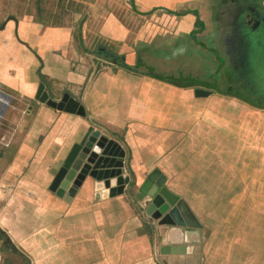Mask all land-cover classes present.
Segmentation results:
<instances>
[{
  "label": "crops",
  "instance_id": "1",
  "mask_svg": "<svg viewBox=\"0 0 264 264\" xmlns=\"http://www.w3.org/2000/svg\"><path fill=\"white\" fill-rule=\"evenodd\" d=\"M239 7L243 17L255 13L264 21V0H0V85L15 91L20 103L12 118L19 121L10 133L17 135L13 148L0 151L1 185L10 188L6 203L0 202V238L24 255L18 243L47 231L67 264H264V209L246 204L249 163L242 140L231 133L242 116L231 121L216 103L228 97L188 78L201 70L171 64L158 71L141 49L157 41L173 46L183 38L207 48L198 38L208 32L207 17L215 14L218 35V22L232 20ZM217 46L222 48L219 41L216 52ZM39 70L55 96L69 93L87 117L37 101ZM231 96L230 102H242ZM91 126L126 150V174L136 186L159 170L164 186L187 202L203 227L152 226L126 193L104 197L90 177L71 201L56 196L54 178ZM8 133H1L4 142ZM213 158L224 169L222 183L233 190L219 189L214 199L227 200L230 207L218 211L236 216L230 220L234 227L224 219L220 229L217 212L202 209L189 194L193 176ZM30 221L36 231L30 225L22 234ZM222 230L229 235L221 236ZM248 231L261 232L259 249L238 247V255L228 243L236 238L234 247L242 245Z\"/></svg>",
  "mask_w": 264,
  "mask_h": 264
},
{
  "label": "rangeland",
  "instance_id": "2",
  "mask_svg": "<svg viewBox=\"0 0 264 264\" xmlns=\"http://www.w3.org/2000/svg\"><path fill=\"white\" fill-rule=\"evenodd\" d=\"M215 19V14L212 18L207 17L206 28L208 32L204 35L198 36L201 42H204V44H206L207 48L200 45L197 40L193 41L191 40V38H183L178 41H173L171 43L175 44L173 46L170 44H164L162 41H157V43H152L150 46L143 47L141 49H143V51H148V54L151 55L150 64H154L155 69H158V71L159 68L166 69L170 67L171 64H173L174 67L177 68L186 66V69H189L191 73H195L196 71L201 70V72L197 75H188V78H192L191 81H194L196 83H201V81L206 82L202 85H208L209 87H211L214 90L213 93H215L219 97L232 98L233 96L231 95H235L236 97H238L239 93L237 91L239 89L241 91V88L239 84L235 82V74L231 71L232 61L230 62V60H234L233 53H231V56L225 57L222 53V48L219 49L217 46L216 49L218 50V52L212 49L217 45L218 41L221 47L223 45V40H230V42L233 41L236 44L234 34L231 30L232 23L230 22L232 20L224 19L218 22L217 25L219 38L217 39V27H215L216 24L215 22H213L215 21ZM208 35H210V37H207ZM214 36L215 38H213ZM195 39L196 38H194V40ZM174 74L175 76L178 75L179 71L176 70ZM171 76L174 75L171 74ZM261 76V82L264 83V70ZM7 86L8 85L4 83L0 85V90L10 98L9 105L6 108V111L0 121V151L2 148H13V142L16 140L17 135H11L10 133H12V130L19 124V121H14V119H12L17 113L16 107L20 106V103L17 100L18 95L15 93V91L10 90V88ZM228 93L231 95H229ZM240 94L243 96L246 95L244 100L240 99L239 97L237 98L242 102H230V99L226 98L227 101L216 99V103L219 105L220 110L224 109L226 113L232 116L231 121L234 116H242V122L236 119L234 120L236 127L231 128V133L232 135L236 136L237 140L238 138L242 140V154H246L249 163L247 172L248 175L251 176V178L249 177V181H247L245 188V190H247L248 192L246 204L247 206H251V203H253L252 206H255L257 202L258 207H263L264 209V108L263 106H257L251 103L252 99L254 98L250 93L247 94L246 92L241 91ZM245 101H248L250 103L248 104L249 107L246 106ZM244 111L245 114L243 115ZM16 122L18 124H16ZM244 123L246 124V127H244ZM238 125H240L242 128L240 132H238ZM250 125L259 126L258 132H256L254 128L250 127ZM6 130L7 132H9L7 134L8 143L4 142L5 140L2 138L1 134ZM12 137L14 140H12L11 144L10 142ZM239 147L240 146L237 143V148ZM256 148H258V150H256ZM9 153L13 152L9 151ZM209 164H211L210 167H208ZM3 171L4 168L1 167L0 176ZM220 171L224 172V169L218 166L217 160H215L214 158L213 160H208L205 164H203L202 172H197L196 175L193 176L192 184L189 183L193 186V189L191 188L192 192H190L189 194H194L192 198L193 203L198 202L199 207H201L202 209H210L211 211L217 212V217H221V223L219 225L220 229H222L225 227L224 219L226 220V224L227 226H229V228L234 227V225H232L233 223H231L230 220L232 218L236 219V216L230 215L227 217L226 213L222 214L221 210L218 211V209L226 208L229 205H227V200H224V198L220 200L214 199V195H219V189H221L220 191H225L224 194L226 193V191H233L222 183L223 177L220 175ZM177 181L179 182V178H177ZM6 189L10 188L9 186L5 187L4 185H1L0 177V202H2L3 205L7 201V197H5ZM249 218L250 217L248 215V218L244 220L249 221ZM28 219H31V217H29ZM41 222L42 220H40V223ZM30 225H33L32 230L31 227H29ZM35 226H37V223L33 222L32 224V221H30V223H27L26 227H22L20 232L24 235L25 233H29L30 230V232H34L37 228ZM247 233L250 234L251 232L248 231ZM221 234V236H223L224 234L229 235V232L222 230ZM260 235L261 232L260 234L258 233L256 235L250 234V237L248 239H244L242 245L238 244L237 247H234L233 245L236 242V238H234L228 243L229 248L236 250L238 252V255L240 252L238 247L250 250H252L253 248H258V246H256L257 242L255 239ZM13 245L14 243H11V241H9L7 237L0 238V264H33V262L35 261L37 264H67V262H65L63 250L58 249L57 246L53 245L52 241L49 240L47 236V231H43L40 233L36 232L34 233L33 237L29 236L28 240H24L18 243V245L24 250L23 253L25 256L21 254L16 245L15 247L17 248V250L16 252H14L11 249ZM238 255L236 257L240 258V256Z\"/></svg>",
  "mask_w": 264,
  "mask_h": 264
},
{
  "label": "water",
  "instance_id": "3",
  "mask_svg": "<svg viewBox=\"0 0 264 264\" xmlns=\"http://www.w3.org/2000/svg\"><path fill=\"white\" fill-rule=\"evenodd\" d=\"M39 86L36 100L58 112L87 117L85 107L69 93L57 97L43 80L38 71ZM197 95L207 92L197 90ZM126 150L113 137L92 126L87 130L79 144H76L56 174L51 190L56 196L71 201L77 189L87 177L94 181L96 192L104 190V197L126 193L131 201H136L139 210L148 218L152 226L171 228L201 229L203 226L187 202L168 190L165 178L159 170L152 171L138 186L133 194L136 181H133L125 169ZM101 194L96 193L95 199ZM11 249L16 252L13 245Z\"/></svg>",
  "mask_w": 264,
  "mask_h": 264
},
{
  "label": "flooded vegetation",
  "instance_id": "4",
  "mask_svg": "<svg viewBox=\"0 0 264 264\" xmlns=\"http://www.w3.org/2000/svg\"><path fill=\"white\" fill-rule=\"evenodd\" d=\"M241 12L239 7L230 22L236 44L223 40L222 53L225 57L233 53L234 60L230 62L232 61L231 71L235 74V82L239 84L241 91L251 94L254 98L252 104L264 108V83L261 82L264 70V21L258 14L254 13V18L247 19ZM241 91H237L238 97L244 100L246 95H241ZM245 103L250 104L248 101Z\"/></svg>",
  "mask_w": 264,
  "mask_h": 264
},
{
  "label": "bare ground",
  "instance_id": "5",
  "mask_svg": "<svg viewBox=\"0 0 264 264\" xmlns=\"http://www.w3.org/2000/svg\"><path fill=\"white\" fill-rule=\"evenodd\" d=\"M10 102L9 96H7L5 93H3L0 90V121L6 111V108L8 107Z\"/></svg>",
  "mask_w": 264,
  "mask_h": 264
}]
</instances>
